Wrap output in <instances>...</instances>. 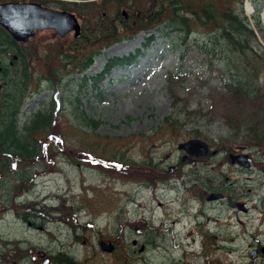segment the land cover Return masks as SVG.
Returning <instances> with one entry per match:
<instances>
[{"label": "rangeland", "instance_id": "374dc122", "mask_svg": "<svg viewBox=\"0 0 264 264\" xmlns=\"http://www.w3.org/2000/svg\"><path fill=\"white\" fill-rule=\"evenodd\" d=\"M33 2L63 9L64 3L71 4L72 1ZM194 2H211L220 10L230 8L235 13L242 5L249 24L254 26V16H259L264 30V0H243L242 4L239 0ZM246 2L251 3L252 12L245 10ZM117 10L126 14L127 18H124H130L131 26L135 27L134 15L140 13L118 8L112 3L102 14L93 12L90 21H84L76 13L85 34L82 39L74 38L73 33L60 38L54 31L45 30L38 32L28 44L18 47L22 56L31 57L32 68L27 89L29 95L21 109V123L41 103L53 99L60 110L58 123L68 127L78 116L75 106L79 104L87 117L100 122L97 131L91 135L93 139H112L131 160L143 163L146 169L147 165H153L165 171L167 179L151 185L144 179L149 175L143 167L138 174L129 171L126 176H105L91 164L77 165L60 154L29 168L12 167L8 175H0V264H42L46 257L50 259L49 264H65L57 261L63 254L73 258L72 264H249L254 238L264 241V173L259 171L264 168V143L256 140L257 131L264 132V109L255 100L245 99L243 95L234 96L227 85L241 80V76L232 75L234 70L229 71L230 65L238 62L240 66L259 69L257 84L264 89L263 51L257 59L255 54H249V60L246 56L239 57L228 49L217 26H201L193 21L194 34L187 41L181 34L165 35L162 25L159 28L163 32L141 33L133 38H140L133 44L129 41L116 44H127L125 52L108 54L110 47L105 46L107 40H102L104 35L99 26L111 22L121 27L123 19ZM101 15L104 22L98 24ZM257 36L258 43L264 48V36ZM0 37L3 34L0 33ZM214 42L220 43L221 47L210 55ZM56 47L68 54L75 50L79 56L107 47L85 72L88 77L101 74L113 57L133 56L135 59L113 66L103 79L98 80L97 88L90 80L85 83L84 75L76 73L68 77L70 81L63 90L52 92L45 75L49 66H62L61 56L48 52ZM47 56H52L53 62H48ZM102 56L105 57L98 65ZM7 61L4 59L2 63ZM97 65L95 70L93 67ZM10 72L14 75V70ZM180 73L183 77L178 76ZM253 73L249 77L252 81ZM169 75L176 77V98L169 91ZM8 84L11 91L19 88L15 82ZM174 121L178 122L175 129L169 124ZM71 137H76L77 144L83 135L70 130L67 138ZM195 138L208 142L213 148L225 150L224 147L240 145L250 149L257 166L249 185H245V174L231 166L224 154L219 156L216 166L199 167V170L209 174L215 182L234 183L237 192L253 189V204L261 209L257 208L247 217L239 214L232 218L233 213L225 207L217 224L197 217L193 212L188 213L192 198L188 195L191 168L188 162H181L184 153L177 146ZM252 142L259 145L252 147ZM170 166L175 167L172 173L167 172ZM23 177L29 181L27 193L16 190ZM21 204H35L36 209L42 211L39 216L43 219L24 220L18 214ZM60 210L70 213L69 220L76 223L75 230L63 221ZM206 226L212 230L209 234H221L220 249L211 246L215 238L209 240L206 237ZM79 236L81 238L77 239ZM226 238L233 242H226ZM103 240L117 243L116 250L113 253L101 251L99 243ZM133 240L137 241L136 247L132 245ZM142 246L145 250L139 252ZM38 252H43L44 257H38ZM255 264H264V257Z\"/></svg>", "mask_w": 264, "mask_h": 264}, {"label": "trees", "instance_id": "16d2710c", "mask_svg": "<svg viewBox=\"0 0 264 264\" xmlns=\"http://www.w3.org/2000/svg\"><path fill=\"white\" fill-rule=\"evenodd\" d=\"M239 1L241 4L243 0ZM57 3L59 4L60 2ZM112 3L116 4L118 8H127L132 12L138 11L140 14L134 15L133 22L135 27L131 26L130 18L126 20L122 13L119 12L120 10H117V12H119L118 16L123 19L121 27L111 22H104V16L101 15L98 24L101 21L105 23L104 26H99L100 32L104 35L102 40H107L105 46L133 38L134 35L146 33L150 29H159L162 25L169 29L168 35L172 33L181 34L184 40L187 41L193 33L192 26L194 25L192 23L196 21L201 26H217V30L221 31V36L226 40L228 49L238 54L239 57L255 54L254 58L257 59V56H261L260 52L263 51L264 53V48L258 43L256 34L250 27L247 18L243 15L241 6L239 12L235 13L230 8L220 10L211 2L196 4L194 0H73L71 4L64 3L63 9L79 14L84 21H90L93 18V12L102 14L106 10V6L108 7V4ZM142 6L144 7L143 10H141ZM143 11L147 12L143 13ZM254 19L258 33L264 36L259 16H255ZM2 33L7 36L8 45H12V47L17 45V43L9 39L8 34L4 30H2ZM84 35L83 32L81 39L84 38ZM94 43L96 42H92V44ZM219 46L221 47L220 43L216 45L214 42V49L209 50L210 55ZM18 47L17 45V49ZM102 49H98L87 56H84V54L79 56L75 50H73L72 54H68L60 47H56L55 50H49V53L52 54L54 52L55 56H61L62 66L48 67L47 75H45L48 88L52 92L63 90L70 81L68 77L75 73L84 74L93 65ZM47 57L48 62H53L50 59L52 56ZM133 59L130 57L109 60L102 74L91 77L95 87H97L98 80L103 79L104 75L109 73L113 66L131 63ZM247 59L249 60V57ZM222 62L224 63L223 59ZM247 62L249 63V61ZM241 66L238 62L235 65H230L229 71L234 70L235 73L232 75L241 76V80L235 83L234 81L228 82L227 87L232 90L234 96L243 95L245 99L255 100L264 109V89H261L257 84L259 69L255 66L245 67L243 64ZM252 72H254V81L249 78ZM23 75L22 86L27 90L28 77L26 76V70ZM178 76L183 77L181 73ZM175 78L172 75L168 76L169 91L174 98H176L174 91L176 86ZM84 81H87V77H85ZM19 83L20 80H18ZM75 111H77L78 116L74 124L69 125V128L61 127L57 121L60 110L57 109L56 102L51 99L47 104H42L36 113L27 117L24 123H21L19 103L4 102L2 109H0V175H8L14 166L29 168V166L40 165L43 160L53 159L54 156L60 154L62 156L65 155L68 158V162H73L77 165L91 164L97 167L105 176L115 177L119 174L126 176V172L129 171H131L130 173L138 174L139 172L141 173V168L143 167L145 174L150 176H146L144 179L150 181L148 183H151V185H154L158 180H161V182L166 181L167 178L165 176L167 174L165 171L159 170L153 165H147L146 169L143 163H136L131 160L123 148L113 144L112 139H93L91 135L97 131L100 122L87 117L85 112L80 109L79 104L75 106ZM169 124L173 129L178 126L177 121ZM71 126L73 128H70ZM88 129L91 130L90 133ZM70 130L73 133L80 132L83 135L79 139V143L76 144V137L67 138ZM257 132L259 135L256 140L258 143H264V132ZM258 143L254 142L256 145H259ZM59 151L62 152L59 153ZM132 175L128 174V176ZM28 182L25 177L21 178L16 190L21 193H27ZM18 209V214H21L24 220L31 218L43 219V217L39 216L42 211L37 210L35 204H21ZM60 213L63 214V221L75 230L76 223L69 220L70 213L62 211ZM79 238L81 237L79 236L77 239ZM57 261L59 263L72 264L73 258L69 254H63L57 257Z\"/></svg>", "mask_w": 264, "mask_h": 264}, {"label": "flooded vegetation", "instance_id": "af4514ba", "mask_svg": "<svg viewBox=\"0 0 264 264\" xmlns=\"http://www.w3.org/2000/svg\"><path fill=\"white\" fill-rule=\"evenodd\" d=\"M3 40L0 39V109H2L1 102H9V103H21L23 102V91H17L14 94L8 92L6 90L8 86V82L11 81V75L8 73L7 69L10 67L14 70V74L18 75L21 72H24L27 68L28 71L31 68V60L30 56H17L15 54H7L5 44H3ZM1 44H3L1 46ZM6 55V56H5ZM10 59L7 63L3 64V59ZM20 63V66H19ZM25 96V95H24ZM225 150L219 148H211L208 150L207 154L196 158L189 157L188 158V166H190L191 170L189 172L191 175V181L188 185V195L192 198L188 203V213L192 214V212L198 217H204L209 222L212 223L218 222L220 220L221 210L225 207L233 213V217L240 215L250 216L252 212L257 210V208L261 209L260 206L254 205L253 201L255 198L253 197L254 190L251 188H245L243 191L237 192L234 188V183H226V181L215 182L209 176V174H203L199 170V167H209L210 165L216 166L217 160L221 154L225 155V160L231 164L237 171L245 174V185H249L252 174L255 173L254 169L257 166V162L255 160V156L250 153V149L247 146L234 145V147H224ZM248 154L253 161V166L251 168H245L240 166L237 163H232V157ZM261 173H264V169L259 170ZM228 180V178H226ZM214 196V198L212 197ZM215 196H218L215 198ZM255 196V195H254ZM212 197V199H210ZM193 202V203H192ZM195 205L197 207H195ZM264 208V203H263ZM262 211L264 213V209ZM212 215V216H210ZM240 223L242 221L238 219ZM264 221V218H263ZM208 232H206V236H209L214 240V244L211 246L215 249H220V240L219 235L221 234H209L212 230L206 226ZM216 230V229H215ZM216 231H220L216 230ZM214 237V238H213ZM224 240V239H223ZM226 242H233V240L226 238ZM264 247V241L261 239L254 238V243L250 247V250H258V257L262 254V249ZM259 259V258H258Z\"/></svg>", "mask_w": 264, "mask_h": 264}, {"label": "water", "instance_id": "95a60500", "mask_svg": "<svg viewBox=\"0 0 264 264\" xmlns=\"http://www.w3.org/2000/svg\"><path fill=\"white\" fill-rule=\"evenodd\" d=\"M0 25L16 40L27 42L35 35L37 30L53 29L61 37L74 31V36L78 37L81 34V26L78 18L71 12L55 10L45 7L35 2H5L0 3ZM208 144L199 139H192L178 145V149L186 152L182 158L183 161L188 159V155L200 157L206 155ZM239 163L249 167L252 164L247 155L237 157ZM234 161V160H233ZM174 168L170 167L169 171ZM136 244V241L133 242ZM102 251L111 253L115 246L112 242H101ZM144 247L140 249L143 251ZM39 256H44L43 252ZM251 258L256 257V251L250 254ZM46 259L43 264H48Z\"/></svg>", "mask_w": 264, "mask_h": 264}, {"label": "bare ground", "instance_id": "6f19581e", "mask_svg": "<svg viewBox=\"0 0 264 264\" xmlns=\"http://www.w3.org/2000/svg\"><path fill=\"white\" fill-rule=\"evenodd\" d=\"M138 39H140V38H137L136 40H133V41H130V43H135ZM126 47H127V44H124V43H122V44H120V45H115V46H112V47H110L109 49H108V54H110V53H122V52H125L126 51ZM104 57L105 56H102L100 59H98V65H100V62H101V60L102 59H104ZM98 65L97 66H94L93 68L95 69V70H97L98 68Z\"/></svg>", "mask_w": 264, "mask_h": 264}]
</instances>
